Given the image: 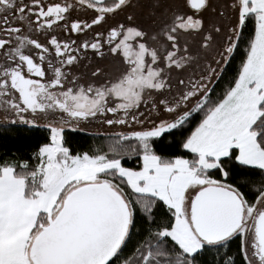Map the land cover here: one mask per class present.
<instances>
[{
    "label": "snow or ice",
    "instance_id": "6c2138e0",
    "mask_svg": "<svg viewBox=\"0 0 264 264\" xmlns=\"http://www.w3.org/2000/svg\"><path fill=\"white\" fill-rule=\"evenodd\" d=\"M137 7L0 0V264H264V0Z\"/></svg>",
    "mask_w": 264,
    "mask_h": 264
},
{
    "label": "trees",
    "instance_id": "16d2710c",
    "mask_svg": "<svg viewBox=\"0 0 264 264\" xmlns=\"http://www.w3.org/2000/svg\"><path fill=\"white\" fill-rule=\"evenodd\" d=\"M239 63V57L235 61H233V69ZM231 71L228 73V76L225 79L231 78ZM220 87L217 88V91L221 90ZM43 139V133L39 129L35 130H27L22 126L15 127L11 132H4L0 133V154L7 152L9 154L13 152H18L24 156H27L32 148L35 146L38 140ZM69 140L73 148L76 150H87L89 148H98L103 146L104 150H107V141H105L103 135H92V134H85V133H70ZM167 151H176L175 145L171 148L166 149ZM236 245L233 244L231 246L232 251L234 252ZM215 253H208L206 254V259L211 260L212 256Z\"/></svg>",
    "mask_w": 264,
    "mask_h": 264
},
{
    "label": "rangeland",
    "instance_id": "374dc122",
    "mask_svg": "<svg viewBox=\"0 0 264 264\" xmlns=\"http://www.w3.org/2000/svg\"><path fill=\"white\" fill-rule=\"evenodd\" d=\"M159 2L162 6H169L174 3V0H159ZM133 3H137L139 7L131 9V11H134L136 13L138 22L142 26L145 24L144 26L151 34V32L155 30V28L152 27L153 21L163 12V7L153 8L154 0H133ZM153 11L156 13L155 16L151 14ZM140 18H143L144 20ZM205 20L207 22V16L205 17ZM106 128L107 126H95L91 129L90 134L98 135L97 133H103Z\"/></svg>",
    "mask_w": 264,
    "mask_h": 264
},
{
    "label": "flooded vegetation",
    "instance_id": "af4514ba",
    "mask_svg": "<svg viewBox=\"0 0 264 264\" xmlns=\"http://www.w3.org/2000/svg\"><path fill=\"white\" fill-rule=\"evenodd\" d=\"M119 19H123V17L121 16V17H119ZM140 19L144 20L143 18H140ZM144 25H145V24H144ZM144 25H143V27H144L145 30L147 31L148 29H146V27H145ZM152 27L155 28L154 24H153ZM57 34L60 35L61 37H64V33H63V32H58ZM149 34H150V32H149ZM86 63H87L86 61L83 62L82 65H81V67H80V69H78V71H80V72H87L89 69L84 67V64H86ZM113 75H114V76H115V75H119V73H118L117 71L114 70V71H113Z\"/></svg>",
    "mask_w": 264,
    "mask_h": 264
}]
</instances>
